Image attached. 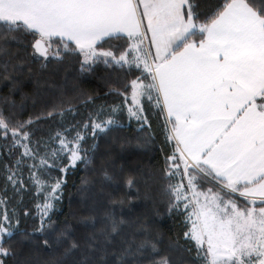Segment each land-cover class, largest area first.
I'll return each mask as SVG.
<instances>
[{"label": "snow or ice", "instance_id": "1", "mask_svg": "<svg viewBox=\"0 0 264 264\" xmlns=\"http://www.w3.org/2000/svg\"><path fill=\"white\" fill-rule=\"evenodd\" d=\"M198 19L191 0H0V53L9 41L18 40L16 33H26L33 36L32 55L45 60L78 51L83 56L82 72L92 71L98 63L139 70L140 76L125 85L130 93L118 95L124 96L129 118L140 122L141 128L148 124L145 102L165 115L166 139L176 141L164 169L169 181L165 188L168 212L181 214L183 210L185 224L190 225L184 236L195 242L205 264H264V0H226L205 23L197 25ZM148 32L151 39L146 46ZM198 35L201 39L193 40ZM113 39L123 40L124 45L113 46L115 50L97 47ZM54 43L57 47L52 50ZM2 67V78L7 80L8 63ZM118 107L111 109L108 119H91L83 127H90L96 136L118 125L112 118ZM31 123L10 126L0 113L3 135L10 132L12 146L23 150L16 169L25 158L36 161L39 157V165H29L35 184L40 179L32 169L54 168L57 160L66 158L69 163L60 171L67 172L76 161L87 159L82 155L86 152L81 144L84 135L77 132L68 139L57 133L60 147L51 153L49 165L47 154L39 156L30 133L24 130ZM8 171L7 181L22 187L17 171ZM105 179L112 178L105 173ZM63 183L57 179L42 189L48 195L43 205H37L38 231L51 226V201L59 199ZM132 183L127 181L129 186ZM205 183L217 191L212 187L201 191ZM237 194L247 201L243 207L237 203ZM125 223L112 214L98 231L93 223L89 251L101 252L103 261ZM13 228L12 217L0 214V256L12 254L3 244ZM43 243L47 246L48 241ZM120 245L110 253L112 264H145L148 257L158 254L156 243L148 238L139 243L121 240ZM78 247L74 241L65 252ZM148 264L170 261L160 257Z\"/></svg>", "mask_w": 264, "mask_h": 264}, {"label": "trees", "instance_id": "2", "mask_svg": "<svg viewBox=\"0 0 264 264\" xmlns=\"http://www.w3.org/2000/svg\"><path fill=\"white\" fill-rule=\"evenodd\" d=\"M191 2L199 14L195 23L200 25L226 0ZM16 35L18 40L9 41L6 51L0 53V113L10 126L32 121L24 130L30 133L32 147L39 151V156L47 154L49 165L53 163L51 153L60 147L55 139L57 133L68 139L75 137L77 132L84 135L81 144L86 152L82 155L87 159L76 161L75 167L67 172L60 171L69 163L66 158L57 160L54 168L32 169L40 179L37 185L30 178L29 165H39V157L36 161L25 158L17 170L16 161L23 150L12 146L10 132L4 136L0 130V200H3L0 214L7 213L14 225L12 236L3 244L12 254L0 256V261L3 264H84L87 260V264H112L110 253L121 246V240L135 239L139 243L148 238L156 243L158 254L148 257L145 264L160 257H167L170 264H205L203 255L197 254L195 242L184 236L190 225L185 224L183 210L181 214L168 212L169 198L165 188L169 181L164 169L170 163L166 157L173 154L176 143L166 139L165 115L145 102L148 124L141 128L140 122L129 118L124 96L118 95L126 92L125 85L140 76V71L98 63L92 71L82 72L83 56L78 51L62 52L60 58L50 56L45 60L38 54L32 55V35ZM199 39V35L193 37V40ZM101 45L103 50H115L113 46H123L124 41H101L97 47ZM56 47L54 43L52 50ZM70 47L75 48V45ZM5 62L9 66L7 80L2 78ZM13 66H16L15 71ZM117 106L112 118L119 121L118 125L98 131L96 136L92 135L90 127H83L91 119L97 122L108 119L111 109ZM49 112L53 115L49 116ZM9 168L17 171L23 181L22 187L7 181ZM105 173L112 179H105ZM57 179H63L64 183L57 192L59 199L51 201L53 207L48 214L51 226L38 231L41 219L37 205H43L48 195L42 189ZM129 179L133 181L131 186L127 184ZM209 187L217 191L209 183L200 190L206 191ZM237 201L247 203L238 195ZM108 214L123 218L126 223L121 237L109 247V255L102 261L101 252L89 251L87 241L93 233L92 224L98 231L105 226ZM61 233L66 236L61 237ZM44 240L48 241L47 246ZM74 241L79 247L66 254L65 250Z\"/></svg>", "mask_w": 264, "mask_h": 264}, {"label": "crops", "instance_id": "3", "mask_svg": "<svg viewBox=\"0 0 264 264\" xmlns=\"http://www.w3.org/2000/svg\"><path fill=\"white\" fill-rule=\"evenodd\" d=\"M144 26H145V28H146V26H147V21L145 20L144 21ZM147 37H148V39L147 40H145L146 41V45H148L149 44V41H150V39H151V33L150 32H148L147 33ZM58 38V37H57ZM196 41H198V40H196ZM152 52H153V54L155 53V48L153 47L152 48ZM174 119V118H173ZM171 127V125L169 124V128ZM176 142V141H175ZM244 200V199H243Z\"/></svg>", "mask_w": 264, "mask_h": 264}, {"label": "rangeland", "instance_id": "4", "mask_svg": "<svg viewBox=\"0 0 264 264\" xmlns=\"http://www.w3.org/2000/svg\"><path fill=\"white\" fill-rule=\"evenodd\" d=\"M145 43H146V41H145ZM146 45V44H145ZM147 46V45H146ZM131 102V101H130ZM175 141V140H174ZM176 143V142H175ZM238 195V194H237ZM237 203H238V205L240 206V207H243L245 204L243 203V202H238L237 201ZM205 248H206V245H205Z\"/></svg>", "mask_w": 264, "mask_h": 264}]
</instances>
